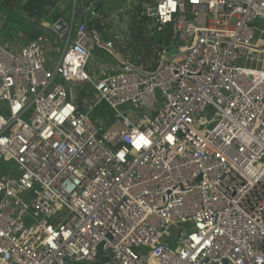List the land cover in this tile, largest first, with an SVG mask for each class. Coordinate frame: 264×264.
Returning a JSON list of instances; mask_svg holds the SVG:
<instances>
[{"label":"built area","instance_id":"1","mask_svg":"<svg viewBox=\"0 0 264 264\" xmlns=\"http://www.w3.org/2000/svg\"><path fill=\"white\" fill-rule=\"evenodd\" d=\"M149 1V71L86 23L0 45V264H264V0Z\"/></svg>","mask_w":264,"mask_h":264},{"label":"trees","instance_id":"2","mask_svg":"<svg viewBox=\"0 0 264 264\" xmlns=\"http://www.w3.org/2000/svg\"><path fill=\"white\" fill-rule=\"evenodd\" d=\"M151 6L149 0H131L130 8L126 11V30L120 36L116 31H113L112 24L106 20V15L102 11H99L91 20H87L86 25L89 30H97L103 39L109 40L115 53L141 70L149 71L155 65L163 47L169 44V30L165 29L164 33L158 32L154 26L153 18L147 15ZM8 7L12 8L11 1ZM98 15L101 17H97ZM29 28L32 27L29 26ZM24 33L28 32L24 31ZM44 34L46 31L41 30L39 33H35L34 39ZM96 110L97 115L102 116L108 113L103 104ZM3 164L10 165V163L1 162L0 172H5L7 169L6 166L3 167Z\"/></svg>","mask_w":264,"mask_h":264},{"label":"rangeland","instance_id":"3","mask_svg":"<svg viewBox=\"0 0 264 264\" xmlns=\"http://www.w3.org/2000/svg\"><path fill=\"white\" fill-rule=\"evenodd\" d=\"M10 1L12 2V8L9 9L8 4H10ZM20 1L19 0H5L4 5L0 9V15L4 17L5 24L2 25L0 29V45L3 47L8 46L10 48L17 47L21 42H25L26 39L24 37H19L18 34H21L20 32L26 31L25 29L29 27L30 25L28 22H25L26 20L20 19V12L21 8L19 6ZM130 2L127 0H109V2L105 3V6L102 8V13L107 14L108 16V22L112 24L113 31H116L117 35H121L122 32L126 30V6L129 5ZM4 13V15L2 14ZM94 16L89 15V19L93 18ZM97 17H101L98 15ZM65 20L69 21V18L65 17ZM255 27L261 31H264V20H257L255 22ZM259 36V35H257ZM17 37L20 38V41L14 40V38L17 39ZM260 38L262 36H259ZM59 45H63L62 40H58ZM97 63H109V64H116L117 60L113 56V54L109 51H104L102 58L100 60L94 59L91 61L90 64H93L95 67ZM244 61H241L240 65H244ZM79 88V84H77L75 87L72 88V94L76 93ZM2 107L0 106V113H2ZM101 116V115H98ZM91 118H95L94 115L91 116ZM6 163V162H5ZM6 164H3V167H5ZM7 170L11 169L12 165L6 166Z\"/></svg>","mask_w":264,"mask_h":264},{"label":"crops","instance_id":"4","mask_svg":"<svg viewBox=\"0 0 264 264\" xmlns=\"http://www.w3.org/2000/svg\"><path fill=\"white\" fill-rule=\"evenodd\" d=\"M5 0H0V9L4 5ZM20 1V19L28 22L32 28L25 29L28 33L20 32L19 37H24L26 41L33 40L35 33L42 31H47L50 33V38L53 44L48 47V57L51 62H55L60 56V52L63 49V45H59L56 33H54L50 28L59 19L63 20L65 23L69 22L73 18V0H19ZM102 3V8L105 6L106 2L109 0H98ZM97 4V3H96ZM98 13V12H97ZM4 15V13H2ZM106 15V20H108V15ZM1 16V15H0ZM56 16L55 18H53ZM93 16H96L93 15ZM3 20L4 17L1 16ZM65 17L69 18V21L65 20ZM89 19V16H88ZM87 19V20H88ZM5 24V22H3ZM3 24V25H4ZM14 38L16 41H20V38ZM63 41V40H62ZM21 42V41H20ZM24 43V42H21ZM20 43V44H21ZM102 58V56L100 57Z\"/></svg>","mask_w":264,"mask_h":264},{"label":"water","instance_id":"5","mask_svg":"<svg viewBox=\"0 0 264 264\" xmlns=\"http://www.w3.org/2000/svg\"><path fill=\"white\" fill-rule=\"evenodd\" d=\"M101 7H102V3L98 2V0H77L75 5L73 6V10H74L73 18L67 23H64L63 20L59 19L52 25V31L56 34H60L67 27L69 29H72L77 24L86 23L88 16L95 15L97 12L100 11ZM153 14H154V9H150L148 11V16H151ZM175 48H176L175 46L172 47L169 50L168 55H172L175 51ZM261 49H264V46ZM92 55L96 56L97 59H100L102 55V51L98 50V48H95L92 52ZM80 111L81 109H78L77 113H79ZM100 249L101 248L99 247L98 248L99 253H101Z\"/></svg>","mask_w":264,"mask_h":264}]
</instances>
